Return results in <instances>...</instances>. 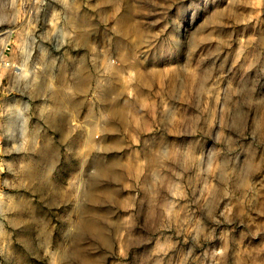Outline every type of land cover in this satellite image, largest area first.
<instances>
[{
  "label": "rangeland",
  "instance_id": "374dc122",
  "mask_svg": "<svg viewBox=\"0 0 264 264\" xmlns=\"http://www.w3.org/2000/svg\"><path fill=\"white\" fill-rule=\"evenodd\" d=\"M0 264H264V0H0Z\"/></svg>",
  "mask_w": 264,
  "mask_h": 264
}]
</instances>
